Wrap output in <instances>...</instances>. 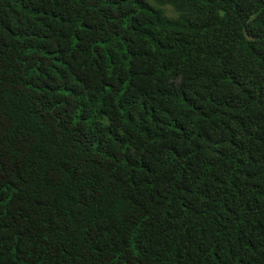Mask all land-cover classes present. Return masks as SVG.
<instances>
[{
  "label": "trees",
  "instance_id": "16d2710c",
  "mask_svg": "<svg viewBox=\"0 0 264 264\" xmlns=\"http://www.w3.org/2000/svg\"><path fill=\"white\" fill-rule=\"evenodd\" d=\"M0 264H264V0H0Z\"/></svg>",
  "mask_w": 264,
  "mask_h": 264
}]
</instances>
